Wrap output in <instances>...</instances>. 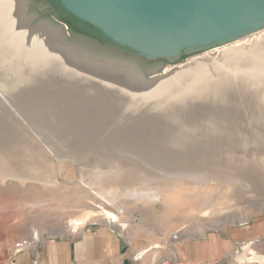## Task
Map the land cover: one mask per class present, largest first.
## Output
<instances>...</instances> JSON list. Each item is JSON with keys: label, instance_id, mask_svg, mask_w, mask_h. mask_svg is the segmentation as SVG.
Listing matches in <instances>:
<instances>
[{"label": "rangeland", "instance_id": "rangeland-1", "mask_svg": "<svg viewBox=\"0 0 264 264\" xmlns=\"http://www.w3.org/2000/svg\"><path fill=\"white\" fill-rule=\"evenodd\" d=\"M261 31L264 29L245 38L251 39ZM236 41L197 54L201 60H207L204 68L214 73L204 86L211 87L209 95L205 98L182 95L177 98L180 100L168 101L148 111H142L139 105L123 103L121 88L111 84L101 89L87 75V82L96 85L100 93L108 94L111 101L108 96L102 99L90 84L80 88L81 85L69 81L57 85L58 82L33 80L18 65L20 60L6 58L9 54L0 52V155L5 154L11 143L18 150L16 143L20 140L21 152L29 143L40 149L34 155L0 156L3 158H0V210L7 214L0 212V253L11 254L15 244L34 242L45 233L77 239L86 229L107 226L135 250L146 245L157 247L174 237V240L200 239L211 233L228 236L229 232H237L242 244L236 259L241 264H264V88L261 87L264 58L261 59L260 53L254 54V76L250 79L235 74L221 54L222 49ZM69 43L77 46L72 39ZM238 66L243 70L242 64ZM171 67L168 64L162 69ZM79 69L90 71L83 66ZM230 82L234 89L228 91L224 86ZM256 89L261 99L257 98ZM82 92L85 94L81 95ZM95 94L99 95L100 99L96 100L101 104L97 102L93 106L95 99L89 103V98ZM185 101L191 107L179 105ZM44 157L53 168L52 174L33 175ZM171 168H176L175 173L179 169V173L175 175ZM87 170L108 178L117 194L98 192L107 201L97 197L85 201L75 198L80 192L75 184L82 177L81 171L83 178L88 175ZM107 170L110 174H101ZM109 177L114 178L109 180ZM180 185H186L187 189L180 195L178 192L179 199L196 191L202 194L192 196L191 208L176 209L164 220L161 215L166 200ZM32 188L36 189L34 193ZM98 201L106 212L100 215L102 220L88 222L77 230L79 220L90 215L89 210L96 209ZM253 203L259 208L255 210ZM238 215L244 217L243 221L233 220ZM226 216L230 221L219 225ZM143 225L156 229L155 234L151 228L142 231ZM200 225L202 233L198 229L195 233L193 229Z\"/></svg>", "mask_w": 264, "mask_h": 264}, {"label": "water", "instance_id": "water-1", "mask_svg": "<svg viewBox=\"0 0 264 264\" xmlns=\"http://www.w3.org/2000/svg\"><path fill=\"white\" fill-rule=\"evenodd\" d=\"M9 1L16 2L17 7H13L11 15L14 19L19 15L23 17L26 31L46 27L58 34L65 48L87 59L114 62L133 71L137 82L122 73L108 76L115 79L112 86L122 89V102L139 105L142 111L156 109L182 95L205 98L211 87L204 86L214 73L204 68L207 60H201L197 54L264 29V0H53L70 15L98 29L115 45L133 53L131 57L125 55L87 34L71 38L80 48L115 57L110 58L91 54L69 43L64 24L32 22L26 0ZM21 26L15 21L14 29H22ZM30 36L22 41L24 47H30L33 41L46 50L52 49L39 38ZM61 52L67 63L74 62ZM182 52L197 53L189 61L178 62ZM139 59H167L172 67L144 71L146 63ZM79 65L84 67L82 63ZM184 104L191 107L186 101L179 105ZM223 264H230V261L225 260Z\"/></svg>", "mask_w": 264, "mask_h": 264}, {"label": "bare ground", "instance_id": "bare-ground-1", "mask_svg": "<svg viewBox=\"0 0 264 264\" xmlns=\"http://www.w3.org/2000/svg\"><path fill=\"white\" fill-rule=\"evenodd\" d=\"M17 7L16 2L14 1H9V0H0V52H2V54L6 53L9 54V56H6V58L12 57L14 60L18 59V61L20 60L21 63L18 65H21L23 67V71L27 74L30 75L29 78L31 79H36V80H43V82H58V84H63L66 82H73L74 84L77 85H81L80 88H82V86H85L87 84H90V87L94 88V90H96L97 93H100L98 89V87L96 85L101 86V89H103L104 87H110V85L112 84V82L115 80L113 79H109L110 76L108 75H114V74H124L126 77L130 78V80L132 82H137L138 78L137 75L131 71L128 67L124 66V65H119L116 64L114 62H108V61H100L98 59H87L85 57H83L82 55H80L77 51L71 50V49H67L63 46V44L61 43L58 34H56L55 32H53L52 30L46 28V27H40V28H36L34 30H25V26H23L24 24V19L22 16H18L17 18L14 19V17L11 15V12L14 11V8ZM21 14V13H20ZM15 21H19V23L22 24L21 27H23L22 29H14V24ZM5 35V38L3 37V35ZM2 35V37H1ZM31 35V36H30ZM27 36H30L32 38H35L37 40V38H39L43 43H46L47 46L51 47L52 49L49 50V48L46 50L43 47H40L41 45L39 44H35V42L32 41V44L27 47H24L22 45V41L24 40V38H26ZM61 51H64L66 53V55L68 56L69 59H71L72 64H68L64 61V59L62 58V55L65 56ZM221 52V51H220ZM264 31H261L258 33V35H254L251 37V39H247L244 37V39L242 40H238L235 43L231 44V46L225 47L224 49H222V58L225 59V62L230 64L231 70L237 74L240 73L244 79H250L251 76L253 75V65L256 63V58L254 56L255 55H261L262 56V60L264 58ZM204 60V59H203ZM2 61V60H1ZM236 62L238 63L237 66L240 64H242V69L240 70L238 69L239 66L237 67L234 63L232 64V62ZM238 61V62H237ZM82 63L84 65V67H87L89 69H92L90 71H88L89 73H86L85 70H80L79 69V64ZM208 63V62H206ZM3 64V63H2ZM5 65V64H4ZM241 66V65H240ZM234 69V70H233ZM72 71V72H71ZM229 72V71H228ZM24 73V74H25ZM105 73V74H104ZM26 75V76H27ZM89 76L90 78H93V80H95V84L96 85H92V83L87 82V76ZM21 76V75H20ZM65 76V77H64ZM68 76V77H67ZM254 76V75H253ZM240 77V76H239ZM21 78V77H20ZM24 78V77H23ZM65 78L67 80H65ZM254 78V77H253ZM264 78V77H263ZM69 79V80H68ZM255 79V78H254ZM40 80V81H41ZM58 80V81H57ZM237 81V80H236ZM255 84L256 81L252 80ZM63 82V83H62ZM98 83V84H97ZM238 83V82H237ZM236 84V83H235ZM254 84V85H255ZM262 84L264 85V80L262 81ZM105 85V86H104ZM234 84H232L230 82V84L228 86H224L226 89H228V91H230V89H234ZM261 85L262 88H264V86ZM233 86V88H232ZM236 87V86H235ZM80 88L77 90L79 92ZM71 89V88H70ZM88 89V88H87ZM106 89V88H105ZM223 91L225 90L224 88H220ZM259 89V88H258ZM88 91V90H87ZM85 92V91H83ZM81 95H84L85 93H83ZM95 92V91H94ZM95 92V93H96ZM257 89H256V96L257 98L261 99L260 97H258V93H257ZM80 93V92H79ZM99 95L102 99L103 97L107 98L110 97L108 94H105V92L100 93ZM99 95H94V97H90V101L89 103H91L92 99H95V101L93 100V104H96L97 102H99L100 98L98 97ZM253 97V96H252ZM80 98V97H79ZM96 98H99L96 100ZM84 100V98H82ZM101 99V100H102ZM111 97L110 100L111 101ZM57 101V100H56ZM103 101V100H102ZM101 101V102H102ZM107 101V99H106ZM105 102V101H104ZM63 103V101H62ZM100 103V102H99ZM53 104V103H52ZM66 104V103H65ZM68 104V103H67ZM101 104V103H100ZM113 104V103H111ZM57 105V104H56ZM59 105H63V104H59ZM94 106V105H93ZM109 107V106H108ZM59 109L62 108V106L58 107ZM64 108V107H63ZM73 108V107H72ZM65 109V108H64ZM77 109V108H75ZM83 109V108H82ZM37 110V109H36ZM48 110V108H47ZM54 110V109H53ZM68 111V110H66ZM65 111V112H66ZM38 112V111H37ZM73 112V111H72ZM84 112V111H82ZM53 113V112H51ZM55 113V112H54ZM53 113V114H54ZM64 113V112H63ZM213 113V112H212ZM40 114V113H39ZM30 115V114H29ZM80 115V114H78ZM149 115V114H148ZM44 116V115H43ZM64 116V115H63ZM147 116V115H146ZM39 117V116H38ZM46 117V116H45ZM44 117V118H45ZM80 118V117H79ZM213 118V117H212ZM72 119V118H71ZM75 120V118H73ZM83 119V118H82ZM43 120V119H42ZM41 120V121H42ZM70 120V118L68 119ZM84 120V119H83ZM40 121V122H41ZM72 122V121H71ZM38 123V122H37ZM68 123V122H67ZM73 123V122H72ZM65 124V123H64ZM121 125V124H120ZM134 125V124H133ZM128 127V126H127ZM256 127V126H255ZM117 130V129H116ZM255 130V129H254ZM102 131V130H101ZM112 131V130H111ZM121 131V130H120ZM139 131V130H138ZM124 132V131H123ZM130 132V131H129ZM257 132V131H256ZM102 133V132H101ZM107 134V133H106ZM109 134V133H108ZM137 135V134H136ZM92 136V135H91ZM11 137V136H10ZM82 137V136H81ZM110 137V136H108ZM113 137V136H112ZM116 137V136H115ZM133 137V136H132ZM163 137V136H162ZM7 138V137H6ZM13 140H17L18 138L16 137H12ZM63 138V137H62ZM84 138V137H83ZM95 138V137H94ZM97 138V137H96ZM95 138V139H96ZM107 138V137H106ZM128 138V137H127ZM22 139V138H21ZM94 139V140H95ZM99 139V138H98ZM104 139V138H103ZM109 139V138H107ZM10 140V139H9ZM131 140V139H130ZM161 140V139H160ZM12 142V141H11ZM21 142V140H20ZM16 143L17 144V149L18 150H14L16 149V147L14 146L12 148L11 145H13L11 143L10 148L7 149V151L5 152V154H2L0 156H4V157H9V156H13L15 154H20L21 153H26L28 155H34L33 153H37L40 152L38 149V146L34 143H29L26 144V148H23V152L19 151L20 148H18V146L22 143ZM29 142V141H27ZM72 142V141H71ZM162 142V140L160 141ZM168 142V140L165 142V144ZM78 143V142H76ZM129 143V142H128ZM25 144V141L24 143ZM15 145V144H14ZM145 145V144H144ZM148 145V144H147ZM159 145V144H158ZM162 146V145H161ZM169 146V145H168ZM173 146V145H172ZM171 146V147H172ZM167 147V146H166ZM165 147V149H166ZM121 148V147H119ZM123 148V147H122ZM168 149V148H167ZM42 150V149H41ZM171 150V149H170ZM18 151V152H17ZM127 151V150H126ZM158 151V148H157ZM169 151V150H168ZM173 151V150H172ZM137 152V151H136ZM139 152V151H138ZM150 152V150H149ZM154 152V151H153ZM124 153V152H123ZM135 153V152H134ZM152 153V152H151ZM155 153V152H154ZM172 153V152H171ZM65 154V153H64ZM135 155H137V153H135ZM139 155V153H138ZM150 156V154H149ZM154 156V155H153ZM138 157V156H137ZM141 157V156H140ZM147 157V156H146ZM2 158V157H0ZM45 158V157H44ZM3 159V158H2ZM2 159H0V162H2ZM8 158H6L5 160H7ZM48 160V158H45L44 161H41L38 166H36L37 169L34 170L33 175L34 174H52L53 168L50 166L49 162L45 161ZM50 161V159H49ZM102 161V160H101ZM175 161V160H174ZM193 161V160H192ZM190 161V162H192ZM51 162V161H50ZM178 162V161H176ZM81 165V164H80ZM82 166V165H81ZM90 166V165H89ZM105 166V165H104ZM150 166V165H149ZM39 167V168H38ZM51 167V168H50ZM124 167V166H123ZM151 167V166H150ZM91 168V167H90ZM93 168H96L93 166ZM127 168V167H126ZM132 168V167H131ZM154 168V167H153ZM89 169V168H86ZM176 169V168H174ZM174 169L171 168V171L174 172ZM38 170H41V172H38ZM157 170V169H156ZM179 170V169H177ZM176 170L175 175L177 174V172L179 173V171ZM91 170H87L88 174L86 177L83 178L84 174H82L83 171H81V176H79V182H77L75 184V186L78 188V190L80 192H77V194L75 195V198H79V200H91V199H100L102 201H107L106 197L103 196L104 194L102 193V195L98 192H109L111 195H116L117 194V190L115 188L114 183L108 181V178L106 179L103 175L100 174H94L93 172H90ZM110 170H107L105 172L107 173H101V174H108ZM116 171V170H114ZM170 171V170H167ZM144 172V171H143ZM147 172V171H146ZM151 172V171H150ZM166 172V171H165ZM164 172V173H165ZM6 174V172H4ZM9 173V172H8ZM84 173V172H83ZM167 173V172H166ZM170 173V172H169ZM168 173V174H169ZM32 174V173H31ZM110 174V173H109ZM131 174V173H130ZM147 174V173H146ZM172 174V173H171ZM28 175V176H27ZM24 175L29 177V174ZM188 175V174H187ZM23 176V175H22ZM130 176V175H129ZM132 176V175H131ZM170 176V174H169ZM168 176V177H169ZM174 176V175H173ZM180 176V175H179ZM37 177V176H36ZM166 177V176H164ZM172 177V176H171ZM31 178H33L31 176ZM35 178V177H34ZM114 177H109V180H111ZM173 178V177H172ZM39 179V178H38ZM77 179V178H76ZM175 179V178H174ZM2 180V179H1ZM30 180V178H29ZM48 180V179H47ZM179 182V181H178ZM189 182V180H188ZM23 183V182H22ZM166 184H169V181L165 182ZM28 184V183H27ZM1 185V184H0ZM9 185V184H8ZM7 185V186H8ZM32 186V184L30 185ZM69 186V185H68ZM71 186V185H70ZM69 186V187H70ZM12 187V185L10 186ZM65 187V186H64ZM45 188V187H44ZM179 189L175 190L173 195H169L168 199L166 200V205L165 210H168L166 212L162 211V218L165 220L167 218L170 217L171 213L174 210H179V208L182 209H189L192 206V196L194 197H198V195H201L202 192L201 191H196L194 192L193 195H185L183 198L179 199V195L181 193V191H184L185 189H187L186 185H180L178 187ZM34 189L32 188V192L34 193ZM63 189V188H62ZM65 189V188H64ZM1 190V189H0ZM36 190V189H35ZM235 190V189H234ZM2 191V190H1ZM16 191V190H15ZM19 191V190H18ZM257 191V190H256ZM179 192V195L177 196ZM17 193V192H16ZM247 193V192H246ZM1 194V193H0ZM245 194V192H244ZM71 195V193L69 194ZM176 199V200H175ZM97 201V200H96ZM119 202V201H118ZM112 203V202H111ZM98 206L96 209H92L89 210L90 215H88L87 217H84L82 219L79 220L78 222V229H81L86 223L88 222H98L101 221L102 219H100V215H103L106 213L104 211V206L101 205V203H99V201L97 202ZM147 204V203H146ZM149 204V203H148ZM147 204V205H148ZM212 204V203H211ZM215 203H213L214 205ZM113 205H115L113 203ZM256 205V203H253V206ZM258 205V204H257ZM145 206V205H144ZM248 206L250 207L251 205L248 204ZM246 207V206H245ZM156 208V207H154ZM163 208V207H162ZM255 210L258 208L256 206H254ZM1 209V207H0ZM21 209V208H20ZM150 209V208H149ZM149 209H147L149 211ZM161 209V208H160ZM159 209V210H160ZM7 210V209H5ZM153 210V209H151ZM150 210V211H151ZM4 210H0V212L2 213V215H4L3 213ZM8 211V210H7ZM6 211V212H7ZM16 211V210H15ZM52 211V210H51ZM87 211V210H86ZM149 211V212H150ZM17 212V211H16ZM85 212V211H84ZM147 212V211H146ZM20 213V212H19ZM53 213V211L51 212ZM55 213V212H54ZM53 213V214H54ZM59 213V212H58ZM83 212H81L80 214H82ZM242 213V212H241ZM60 214V213H59ZM150 214V213H149ZM7 215V214H6ZM4 215V216H6ZM13 215V214H12ZM92 216V217H90ZM109 216V215H108ZM152 215H150L151 217ZM155 216V215H154ZM52 217V216H51ZM112 217V216H111ZM156 217V216H155ZM154 217V218H155ZM172 217V216H171ZM199 217V216H198ZM224 217V216H223ZM153 218V216H152ZM244 217L242 215H238L237 218H233V220H237L238 221H243ZM155 220V219H153ZM156 221V220H155ZM230 220H228V217L226 216L223 220H220V224H222L223 222H228ZM236 222V221H235ZM145 223V222H144ZM157 223V222H156ZM155 223V224H156ZM142 225V224H141ZM149 225V224H148ZM156 226V225H155ZM145 228H151L153 231L151 233L155 234L156 229H153L152 227H142V231ZM157 228V226H156ZM139 229V227H138ZM141 229V227H140ZM196 229H198V233L201 234L202 230H201V225L196 227L193 229L194 232L196 233ZM158 230V228H157ZM140 231V230H138ZM255 231V230H254ZM157 232V231H156ZM160 232V231H159ZM158 236V235H157Z\"/></svg>", "mask_w": 264, "mask_h": 264}, {"label": "crops", "instance_id": "crops-1", "mask_svg": "<svg viewBox=\"0 0 264 264\" xmlns=\"http://www.w3.org/2000/svg\"><path fill=\"white\" fill-rule=\"evenodd\" d=\"M229 233L135 250L109 227L98 226L86 229L77 239L43 234L34 242L15 244L11 254L0 253V264H223L225 260L241 264L235 256L241 253L240 234Z\"/></svg>", "mask_w": 264, "mask_h": 264}, {"label": "flooded vegetation", "instance_id": "flooded-vegetation-1", "mask_svg": "<svg viewBox=\"0 0 264 264\" xmlns=\"http://www.w3.org/2000/svg\"><path fill=\"white\" fill-rule=\"evenodd\" d=\"M26 8L27 12L32 16V22H38V21H44L48 23H58V24H64L59 19L60 13L63 12V9H59L51 4V0H26ZM64 14V13H63ZM66 30H68V27L66 25ZM68 32V38L67 40L77 36V35H83V33H69ZM111 48L115 50L121 51L119 48L105 43ZM122 52V51H121ZM132 56V55H131ZM141 62L146 63V68H144V71H148L151 69H158L161 67L162 63L161 62H153V60H145V59H139ZM155 60V59H154ZM152 61V62H151Z\"/></svg>", "mask_w": 264, "mask_h": 264}, {"label": "trees", "instance_id": "trees-1", "mask_svg": "<svg viewBox=\"0 0 264 264\" xmlns=\"http://www.w3.org/2000/svg\"><path fill=\"white\" fill-rule=\"evenodd\" d=\"M51 4L53 6L59 8V9L60 8L63 9L62 6L57 1L51 0ZM59 19L67 25L69 33L87 34V35H90V36L97 38L99 41H101L103 43H108V44L115 46V44L113 42H111L108 38H106L104 35H102L98 29H96L95 27L91 26L90 24H88L86 22H82V21L78 20L74 16L67 13L64 9H63V12L60 13ZM115 47L119 48L125 55H128L130 57H131V55H133L132 51L125 48V47L118 46V45H116ZM196 53H184V52H182L179 59H178V62L185 61L190 56L195 55ZM157 61L162 63V65H161L162 67L170 64L169 60H167V59H155V60H153V62H157Z\"/></svg>", "mask_w": 264, "mask_h": 264}]
</instances>
